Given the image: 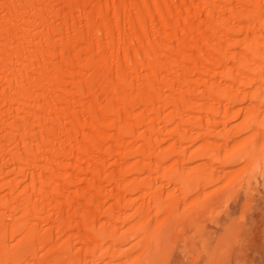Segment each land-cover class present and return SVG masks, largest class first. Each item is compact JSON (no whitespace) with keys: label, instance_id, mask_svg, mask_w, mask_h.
Returning <instances> with one entry per match:
<instances>
[{"label":"bare ground","instance_id":"6f19581e","mask_svg":"<svg viewBox=\"0 0 264 264\" xmlns=\"http://www.w3.org/2000/svg\"><path fill=\"white\" fill-rule=\"evenodd\" d=\"M263 157L264 0H0V264H151Z\"/></svg>","mask_w":264,"mask_h":264},{"label":"rangeland","instance_id":"374dc122","mask_svg":"<svg viewBox=\"0 0 264 264\" xmlns=\"http://www.w3.org/2000/svg\"><path fill=\"white\" fill-rule=\"evenodd\" d=\"M244 134L246 136L243 135V139L239 141L246 139L247 131ZM262 160L256 162L257 171L252 175L251 180L242 181L235 195L230 194L229 201L222 195L224 191L222 193L217 191L212 195L213 198L211 196L213 200L208 202L205 209L207 194L197 199L193 205H191L193 202H188L187 210L190 209L188 214L191 217L190 220L185 218L180 221L178 228L182 233L178 236L173 233L167 234L163 247L165 251L162 249L161 254L157 256L153 254L154 252H150L148 259L151 262H149L151 264H264V157ZM229 169L233 170V168ZM184 190L186 191V187ZM165 204H168V211L171 212L173 205H169L168 202ZM183 209L185 208H178V212ZM156 215V223L159 225L163 221L162 214ZM172 229L177 231L174 226ZM173 236L174 238H171ZM167 241L172 244L166 246ZM166 251H169L167 253L169 256L165 260ZM162 253L164 257H161Z\"/></svg>","mask_w":264,"mask_h":264}]
</instances>
